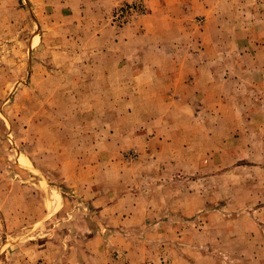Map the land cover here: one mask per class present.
Listing matches in <instances>:
<instances>
[{
    "label": "rangeland",
    "instance_id": "obj_1",
    "mask_svg": "<svg viewBox=\"0 0 264 264\" xmlns=\"http://www.w3.org/2000/svg\"><path fill=\"white\" fill-rule=\"evenodd\" d=\"M151 1L0 0V264H86L84 241L110 230L126 236L134 264H171L176 256L188 264H264V0ZM189 1L199 3L196 14ZM129 3L144 14L115 18ZM156 12V28L175 33L186 17L171 58L197 64L195 80L188 75L178 90L188 99L138 91L133 103L142 115L133 116L124 114L130 104L116 101L97 121L113 123L116 148H92L86 109L106 104L83 98L98 89L84 77L96 74L84 66L102 48L92 31L105 26L134 39ZM111 40L103 35L100 44ZM155 108L167 110L148 115ZM151 127L159 148L129 140L152 137ZM126 128L138 130L120 133ZM96 134L104 140L106 132ZM75 157L94 172L110 158V172L76 194L59 170L62 159L71 170ZM97 189L114 191L123 208L135 193L153 216L111 226L90 205ZM107 245L90 264H129Z\"/></svg>",
    "mask_w": 264,
    "mask_h": 264
},
{
    "label": "crops",
    "instance_id": "obj_2",
    "mask_svg": "<svg viewBox=\"0 0 264 264\" xmlns=\"http://www.w3.org/2000/svg\"><path fill=\"white\" fill-rule=\"evenodd\" d=\"M92 3V6H101V3H96L95 0H89ZM121 0H112V5L116 4ZM129 1V0H122ZM152 2L151 0H147ZM188 2V1H187ZM194 3V5H191ZM189 8L192 14H196V6L195 4H199L196 1H189ZM200 8V7H199ZM160 12H156L149 18L147 22V27L141 29L137 36L133 39V35L127 37L126 34L121 32L120 30H114L112 28H108L107 31L104 30L105 26H100L98 29L93 30L94 40L93 42L102 48L99 50L98 55H94L95 59L90 62H85V68L90 69L93 67L96 69V74H92L93 76L90 78L89 75H85V82L87 83H95L98 84V89L92 90L90 92H85L84 100H94V101H104L105 107H101V105H91L86 109L89 113H85L86 116L93 117V119H86V130L91 132L87 136L88 146H92V148L106 147L107 149L116 148L115 136L117 134V129L113 127V123L109 122L107 124H98V118L101 116H107L109 114H113L110 110H115L113 105H116V101H122L123 103L130 104L132 107L129 110L124 112L127 116H133V114H141L139 111L140 106L133 103L136 99H139L138 91L143 94H148L150 98L151 96L156 95V100L158 99V94L162 95L165 99H172L170 103L176 101H183L188 99L187 95L184 93L178 92L182 83H184L185 79H188V75L193 77L194 81L195 76L197 74V64L192 62L191 60H176L172 59L171 47H173V43L176 41V36L179 41L180 38L183 37L184 32H182V23L185 16L182 20H180V27L177 28V33L172 31V29H167L165 26H162L164 29H157V17ZM187 18H190L189 16ZM162 23V22H161ZM165 24V21H163ZM109 34L115 40H111L108 45H101V37L103 35L106 36ZM175 38V39H174ZM103 39V38H102ZM121 42V43H120ZM191 45V43L189 44ZM190 48V47H187ZM106 51H105V50ZM105 51V52H104ZM85 52L92 53L91 50H88L86 47ZM95 52H97L95 50ZM106 52H109L106 54ZM177 52V50L175 51ZM93 54V53H92ZM162 55H164V59H162ZM107 58V59H106ZM135 58V59H134ZM98 77V78H96ZM191 81V82H192ZM142 96L140 98H145ZM177 97V98H176ZM138 107V108H137ZM140 107V108H139ZM181 109H183L180 106ZM155 108L152 112H148V115L155 116L156 114H165L167 108L159 112ZM135 110V111H134ZM143 114H146L145 112ZM142 115V114H141ZM143 131L149 132V128H146V125L143 124ZM126 128L120 131L126 132V135L129 136L130 133L133 134L135 130L138 129H130ZM105 131L106 135L103 136L104 140H101L100 134H96L98 131ZM150 132H152L151 136H146L145 134L137 135L134 141V136L129 137V140L132 141L133 144H137L138 147L146 149L150 148L155 149L159 148V130L155 127H151ZM87 135V133H85ZM130 134V135H132ZM128 139V138H126ZM102 158L104 156H108L107 154L103 155L99 152ZM67 159V158H66ZM110 158H108V162H106V166L104 170L101 168H96L92 164H86L82 160H79L78 157L73 159L75 166L72 163V169H65L64 165L67 160L60 161V174L63 182L67 183L68 186L74 189V192L77 194V190L84 189V193L91 190L88 182H91L98 177V179L105 176L106 173L110 172L108 170V164L111 166ZM77 165V166H76ZM111 167H109L110 170ZM116 175V171H115ZM115 177V176H114ZM116 180V179H115ZM92 185V184H91ZM83 194V192H81ZM135 193L132 196V200L129 204L125 206V208L118 205V198L114 196V191L108 189L100 193L97 189L95 194L91 196L90 205L96 207L97 213L100 216L107 217L108 221L111 223V226L116 223L119 224V227L123 226H138L142 223L143 219L147 215V217L153 216L152 210H147L141 205L138 198H135ZM106 198L105 203H99L98 201L101 198ZM147 211V213H146ZM124 215V216H123ZM126 236L117 234L115 230H110V234L104 237L99 235H93L89 237L83 243V247L80 249L83 251L84 255H89L88 262L86 264H90V262L94 263L96 261V257L100 255L106 254V248L104 247V243L108 244V250H112L115 252H121L122 255L127 258L129 264H134L137 262L138 255H134V252L130 249L126 248ZM105 248L104 249H102ZM78 252L74 251V253L67 255H77ZM143 258L152 257V255H139ZM141 258V259H143ZM139 259V260H141ZM75 258H66L60 264H78ZM107 261V260H106ZM134 261V263H133ZM171 264H188L185 259L182 257L176 256Z\"/></svg>",
    "mask_w": 264,
    "mask_h": 264
},
{
    "label": "built area",
    "instance_id": "obj_3",
    "mask_svg": "<svg viewBox=\"0 0 264 264\" xmlns=\"http://www.w3.org/2000/svg\"><path fill=\"white\" fill-rule=\"evenodd\" d=\"M132 13L134 16H142L143 13V9L140 5H138L137 3H129L128 5L125 6H120L118 7V10L115 14V18H119V17H123L122 14L123 13Z\"/></svg>",
    "mask_w": 264,
    "mask_h": 264
}]
</instances>
